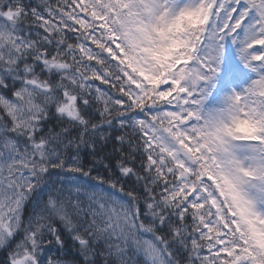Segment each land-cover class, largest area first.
I'll use <instances>...</instances> for the list:
<instances>
[{"label":"snow or ice","instance_id":"obj_1","mask_svg":"<svg viewBox=\"0 0 264 264\" xmlns=\"http://www.w3.org/2000/svg\"><path fill=\"white\" fill-rule=\"evenodd\" d=\"M0 264H264V0H0Z\"/></svg>","mask_w":264,"mask_h":264}]
</instances>
